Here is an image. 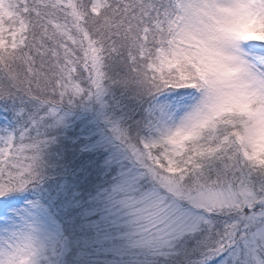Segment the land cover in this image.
I'll list each match as a JSON object with an SVG mask.
<instances>
[{
    "label": "snow or ice",
    "instance_id": "obj_1",
    "mask_svg": "<svg viewBox=\"0 0 264 264\" xmlns=\"http://www.w3.org/2000/svg\"><path fill=\"white\" fill-rule=\"evenodd\" d=\"M0 264H264V0H0Z\"/></svg>",
    "mask_w": 264,
    "mask_h": 264
}]
</instances>
